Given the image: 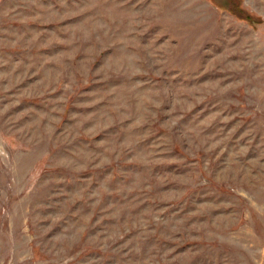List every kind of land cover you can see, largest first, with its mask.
I'll list each match as a JSON object with an SVG mask.
<instances>
[{
	"label": "rangeland",
	"instance_id": "obj_1",
	"mask_svg": "<svg viewBox=\"0 0 264 264\" xmlns=\"http://www.w3.org/2000/svg\"><path fill=\"white\" fill-rule=\"evenodd\" d=\"M0 264H264V0H0Z\"/></svg>",
	"mask_w": 264,
	"mask_h": 264
}]
</instances>
